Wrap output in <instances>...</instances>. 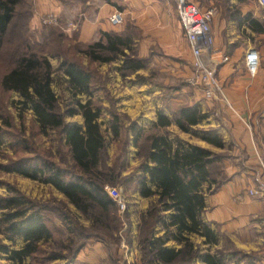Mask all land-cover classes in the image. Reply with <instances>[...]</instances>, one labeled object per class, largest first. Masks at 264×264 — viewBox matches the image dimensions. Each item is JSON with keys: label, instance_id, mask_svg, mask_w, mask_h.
Instances as JSON below:
<instances>
[{"label": "rangeland", "instance_id": "rangeland-1", "mask_svg": "<svg viewBox=\"0 0 264 264\" xmlns=\"http://www.w3.org/2000/svg\"><path fill=\"white\" fill-rule=\"evenodd\" d=\"M192 1L201 9L214 7L216 9L215 16L220 13L221 16L232 18L234 11H239L235 5L232 9L230 8L233 0ZM41 2L42 0H24V4L18 7L19 14L13 19L0 49V76L9 66L11 52L15 49L16 40L14 38H17L22 30L25 38L31 44L40 40V35L48 25H55L63 32L62 46L67 49L69 45L72 49L63 52L61 55L72 59L78 58L81 65L91 70L93 74V98L96 100L95 104L100 106L101 116L98 121L101 122L102 130H105V149L102 153L101 167L105 170L109 167L116 168L119 164L122 167L116 181H107L104 185L106 188L115 187L120 191L125 202V209L120 211L116 201L112 198L115 203L110 205L107 210H102L99 206L93 205L88 211L89 213H81L67 202L65 197L53 186L5 171L3 165L5 166L24 154L19 149L18 144L13 143L21 136L20 130L22 128L24 133L29 136L31 145L36 147H32L33 152H39L42 156L53 160L62 167H66V164L62 162L65 149L61 143L57 140L52 141L50 137H40L36 134L30 137V134L35 132L34 126H31L30 111L24 113V126L20 127L18 114L13 107V101L18 99L17 94L15 92L4 93L1 90L0 111L12 116L13 128L11 132L13 139L4 137L5 143L0 153V196H6L8 190H13V194L26 196L31 201L41 203L47 208L44 212L45 221L52 232V237L49 242L40 247L35 256L26 258L32 261L31 264H71L76 262L77 255L81 250L91 251L99 255L98 264H142L140 239L146 228L142 226L140 218L141 214L155 201L153 196H140L137 189V177L140 173V166L146 159L148 139L154 134H164L171 139H178L184 141V144H189L183 137H179V131L174 125L166 127L155 125L154 120L157 119V114L161 113L172 118L173 112L179 107L197 104L202 112L207 113V117L199 122L194 129H190V132L182 133V136L189 137L191 135L192 141L203 142V136L216 134L223 140V134H228V138L223 141L221 148L212 145L214 149H211L219 157L218 165L221 166L226 158H244L246 156L244 152L247 153V148L242 145L243 150L240 149L239 151L240 143L235 135L245 131L249 132L251 129L239 124L236 114L224 104V101L205 99L200 88L190 82V77L194 71L192 56L182 32L177 30V20L179 19L174 0H149L147 9L134 13L136 16H132L130 11H127L131 6L130 3L123 0H111V3L115 2L114 5H117L118 11L115 10L114 12H119L122 15L121 22L113 24L119 31L113 32L131 38V46L135 51V56L143 59L145 63V67L134 72L119 69L121 58L109 63H89L83 56L77 57L79 52L73 49L75 46L73 43H76L75 31L68 35L64 30L71 24L76 26L83 18L89 19L99 4L98 1L90 4L84 13L79 14L78 9L73 12L68 9L64 10V22L68 21L66 26L63 22H59V15L63 9L59 0L56 1V4L61 8L60 13L47 10L45 13L38 14ZM142 2L146 3V0H142ZM239 4L256 6L255 0H239ZM256 7L262 16L261 20L264 25V7ZM27 10L29 16L26 13L23 17ZM34 14L37 15V18L39 17V22L36 25L32 23ZM51 17L55 21H51L49 19ZM109 17L108 21L110 22ZM110 23L112 24V22ZM23 25H25L24 28ZM244 35L248 36L246 33ZM70 38H73L74 42H67ZM250 41L255 44V48L261 47L260 64H262L264 37L256 35L254 38H250ZM48 45L53 46L51 50L54 49L55 44L49 43ZM50 47L46 48L45 51H48ZM47 57L54 69L51 86L60 97V108L64 111L69 105L70 97L64 76L57 69L61 59L54 54H49ZM220 85L223 89L221 83ZM244 113L242 116H246V118L248 117L247 114L249 115L248 120L250 119L252 123L248 124L251 125L253 131L255 126L261 128L262 121L259 115H264V106L250 108V110L245 108ZM112 114L117 115L120 127L119 136L115 138L110 127ZM254 115L255 122L251 120ZM64 119L82 125L81 115L73 117L65 115ZM134 125H136L135 129H141L135 144ZM48 155H51L52 158ZM223 174L227 180L224 172ZM258 184L254 187H257ZM254 196L260 198L259 195ZM91 215H101L103 217L101 223L94 225L91 221ZM154 230V235L165 238L159 225H155ZM256 230L251 235V247L242 249L235 247L227 238L215 247H207L195 234L190 235V239L199 248V253L208 251L213 254H222L225 258V264H264L263 221L258 224ZM0 244H10V242L0 236ZM166 244L179 246L171 239H168ZM21 245L22 240L17 238L11 246L18 248ZM77 246L78 249L71 254L68 253V249H64L71 247L75 250ZM49 252L61 253L66 257L48 260L47 256L51 255L48 254ZM225 255L230 256L227 258ZM5 258L0 256V264H11ZM192 262L193 264H204L200 262L198 257L194 258Z\"/></svg>", "mask_w": 264, "mask_h": 264}, {"label": "trees", "instance_id": "trees-1", "mask_svg": "<svg viewBox=\"0 0 264 264\" xmlns=\"http://www.w3.org/2000/svg\"><path fill=\"white\" fill-rule=\"evenodd\" d=\"M94 1L111 3V0H59L63 8L59 22H63L64 26L68 24V21L64 22V10L73 12L78 9L79 14L84 13ZM21 4H24V0H0V49L13 19L19 14ZM26 13L29 16L27 10L23 17ZM244 20L255 32H264L263 23L250 18L249 14L244 16ZM62 38L61 30L55 25H48L40 40L31 44L22 30L14 38L15 49L11 52L9 66L0 76V90L17 94L18 99L13 101V107L18 114L20 127L24 126V113L30 111L31 126L35 128L30 137L36 134L61 143L65 149L62 162L66 167L39 152H33L32 147H36L31 145L23 128L20 130L21 136L13 143H17L24 154L2 167L5 171L53 186L81 213H89L93 205L107 210L115 202L104 184L116 181L122 167L121 164L106 170L101 167L105 130L98 121L100 106L95 104L93 98V74L81 65L78 58L61 55L72 49L69 45L67 49L62 46ZM70 41L73 38L67 42ZM49 43L55 44L54 49L51 50L53 46L50 47ZM73 44V49L79 52L77 57L83 56L89 63H109L121 58L120 70L134 72L145 67L144 60L135 56L131 38L117 32L100 30L89 43L76 41ZM48 47L50 49L45 51ZM49 54L61 59L57 69L64 76L70 97L64 111L60 108V97L51 86L54 69L47 57ZM65 115H81L82 125L65 121ZM206 117L207 113L202 112L197 104L185 105L175 110L171 119L158 113L154 124L166 127L174 121L181 131L189 132L192 126ZM111 119L110 127L115 138L120 132L118 117L112 114ZM12 128V116L0 111V153L5 143L4 137L13 139ZM140 130H134V144ZM202 140L215 147L223 146V141L216 134L203 136ZM48 157L52 158L51 155ZM219 162L216 154L199 145L183 144L164 134L149 137L146 159L137 177L139 195L155 198L140 218L142 226L146 228L140 239L142 264H193L196 257L204 264H225L222 254L208 251L199 253V248L190 239V235L195 234L204 237V244L218 243L216 232L202 219V213L206 208L205 196L213 193L226 180ZM8 191V195L0 196V236L10 244H0V256L6 257L11 264H21L22 260L35 256L40 247L51 240L52 232L45 221L47 208L44 205L26 196L13 194V190ZM90 217L94 225L103 219L101 215ZM155 225L163 230L164 239L154 235ZM17 238L23 244L14 248L11 245ZM168 239L179 247H167ZM64 249L71 254L78 246L75 250L71 247ZM48 254H51L47 256L48 260L66 257L61 253Z\"/></svg>", "mask_w": 264, "mask_h": 264}, {"label": "crops", "instance_id": "crops-1", "mask_svg": "<svg viewBox=\"0 0 264 264\" xmlns=\"http://www.w3.org/2000/svg\"><path fill=\"white\" fill-rule=\"evenodd\" d=\"M56 1L42 0L40 4V11L42 12L38 11V14L45 13L47 10L60 13L61 8L56 4ZM123 1L131 4L127 11H130L132 16H136L134 13L140 10L147 9L149 4V0H146V3H143L142 0ZM233 1L230 8L232 9L235 5L239 11L235 10L232 18H226L219 13L214 16L211 22L214 53L217 57L227 58L226 61L218 65L216 75L218 81L223 86L224 94L228 101V103L224 102V104L236 114L240 125H243V127H248L249 125L248 128L251 130L235 135L240 143L239 151L240 149L243 150V146L247 148V153L244 152L246 156L244 158L229 157L223 160L221 168L227 176V180L213 193L205 196L206 208L202 213V219L216 232L218 237L217 244L227 238L235 247L242 249L248 246L251 247V235L253 231L255 230L256 232L258 224L262 221L264 222V199L251 196L248 193V190L256 186L260 179V170L253 157L252 146L255 144L258 147L264 148V115H259L262 121L261 128L259 129V127L255 126L254 131L250 127L251 125L248 124L252 123L250 119L248 120L249 115L247 114V118L246 116H242V114H245V108H249L250 110V108L264 106V56L262 57L263 63L259 65L257 73L253 78L249 77L244 65V55L247 48L254 47L255 45L250 41V38H254L256 35L264 37V32H255L249 27L248 21L244 20V16L249 14L250 18L262 22V16L257 11V7L253 4H239V0ZM114 3L99 2L89 19L83 18L76 26L71 24L64 31L68 35H71L75 31L76 41L80 43H89L100 30L119 31L108 21L109 15L115 10L118 11L117 5H114ZM37 22H39V17L37 18V15L34 14L32 23L36 25ZM177 23V30L183 34L179 20H177ZM245 33L248 36H245ZM183 37L186 42L184 34ZM255 49L259 52V55L262 53L260 46H257ZM219 101L222 102V100ZM156 120L154 121L156 122ZM251 120L253 122L256 121L255 115ZM173 125L178 129L179 137H183L189 144L199 145L210 150L214 149L212 145L203 140V142L192 141L191 135L189 137L182 136V133L186 134V132L181 131L176 123L171 121L169 126ZM195 126L191 128L194 129ZM227 135L226 133L223 134L222 141L228 138ZM182 143L184 144L185 142L183 141ZM199 238L204 244V237L199 236ZM262 239L264 241V237ZM217 244L205 245L207 247H215ZM166 246L179 247L167 244ZM229 256L227 255L226 257L229 258ZM99 258L100 256L94 252L81 250L75 261L78 264H98ZM76 262H72L71 264H75ZM31 263L30 259H24L21 262V264Z\"/></svg>", "mask_w": 264, "mask_h": 264}, {"label": "built area", "instance_id": "built-area-1", "mask_svg": "<svg viewBox=\"0 0 264 264\" xmlns=\"http://www.w3.org/2000/svg\"><path fill=\"white\" fill-rule=\"evenodd\" d=\"M174 1L177 16L192 56L194 71L190 82L200 88L205 99H217L228 103L216 76L218 65L227 60L226 57H217L213 50L211 22L216 14V9L214 7L201 9L192 0ZM255 3L258 7H264V0H255ZM49 19L55 21L52 17ZM121 19L122 15L119 12H114L109 17L112 24L120 23ZM259 64V52L253 47L247 48L244 65L250 78H253L257 73ZM252 152L260 169V181L258 186L250 188L248 193L253 196L259 195L264 199V148L253 144ZM106 191L116 201L119 210H124L125 202L120 191L115 187H107Z\"/></svg>", "mask_w": 264, "mask_h": 264}]
</instances>
